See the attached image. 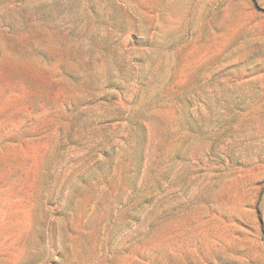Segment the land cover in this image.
I'll list each match as a JSON object with an SVG mask.
<instances>
[{
    "label": "rangeland",
    "instance_id": "374dc122",
    "mask_svg": "<svg viewBox=\"0 0 264 264\" xmlns=\"http://www.w3.org/2000/svg\"><path fill=\"white\" fill-rule=\"evenodd\" d=\"M0 264H264V0H0Z\"/></svg>",
    "mask_w": 264,
    "mask_h": 264
}]
</instances>
